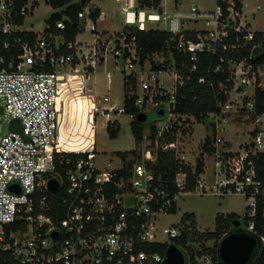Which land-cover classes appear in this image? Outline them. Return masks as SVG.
<instances>
[{
    "label": "built area",
    "instance_id": "1",
    "mask_svg": "<svg viewBox=\"0 0 264 264\" xmlns=\"http://www.w3.org/2000/svg\"><path fill=\"white\" fill-rule=\"evenodd\" d=\"M116 1L122 2L125 15L121 35L97 29L90 16L96 6L87 7L90 0L78 13L83 28L92 23L93 42L88 44L66 42L47 30L48 23L40 31L22 28L38 0H0V105L4 116L19 119L23 126V133L9 130L0 137V264H163L170 244L183 252L187 264H216L209 249L214 239H199L208 230L200 229L195 217L167 227L159 224L189 194L243 195L248 203L237 217L241 231L254 235L259 248L264 246V27L254 26L246 0H215L209 11L194 3L170 11L168 0L158 6ZM171 1L178 6V0ZM259 10L264 14V0L253 8L252 17ZM147 21L164 27L147 26ZM199 21L205 26H189ZM56 26L64 28V21ZM131 28L178 36L171 46L180 58L169 45L166 53L160 52L161 59L153 60L157 68L151 62L147 79L141 81L156 108L165 111L153 122L155 134L147 127L134 149L107 157L90 143L69 150L61 144L67 136L58 114L60 75L82 72L87 77L108 52L135 68L134 60L140 59L134 37L127 41ZM30 32L34 40L27 38ZM207 57L223 99L202 118L176 113L178 88L195 74L198 82L207 81L201 69ZM162 73L169 74L172 90L161 81ZM128 75L137 79L131 70ZM108 76L110 80V72ZM103 99L109 101L107 95ZM144 102L145 96L138 95L135 105ZM102 110L108 115L124 112V106L105 105ZM196 123L210 131L199 141V151L187 150ZM232 123L240 126L238 133H251L249 140L235 143L227 137ZM160 153L175 155L179 167L172 180L157 177ZM54 180L57 187L51 189Z\"/></svg>",
    "mask_w": 264,
    "mask_h": 264
},
{
    "label": "rangeland",
    "instance_id": "2",
    "mask_svg": "<svg viewBox=\"0 0 264 264\" xmlns=\"http://www.w3.org/2000/svg\"><path fill=\"white\" fill-rule=\"evenodd\" d=\"M263 0H246V11L250 19L257 28L264 27V14L259 10L252 17L253 8L260 4ZM38 5L34 8L33 12L25 17L22 28L28 30L40 31L45 28L47 20L54 12H61L64 8H54L46 0H38ZM178 6L175 7L173 1L168 0V9L186 10L193 3L198 5L203 10H214L215 0H178ZM122 2L116 0H90L89 7L101 6L104 11L103 21L98 28H106L107 31H102L105 35L109 34H122L125 24V15L121 10ZM84 23V22H83ZM138 23V22H137ZM92 23H86L85 28L80 32L76 40L78 42H93ZM147 26L154 28H163V24H156L155 22H146ZM189 26L204 27L205 23L199 21L198 23H189ZM162 55L155 54L152 58L146 59L143 63L139 60H134L135 68L129 69L127 67V60L123 58H115L113 53L108 52L105 60L98 64L96 70L90 74L87 79V87H93V92H87L85 95L67 96L60 104L61 114H70L71 123L67 126L65 136V145L67 148L75 149L83 146L84 143H89L100 152L104 157L110 156L118 151H129L136 147L137 142L132 131L133 118L130 114L125 112L111 111V119L118 120L120 129L116 138H111L107 131L108 118L102 110L105 105H115L117 108L124 106L125 90L124 79L127 72L131 70L137 76L136 92L139 96H145V102L140 105L142 111L148 114L147 124H151L158 118L157 108L150 97L153 95L151 92H144L141 88V81L147 79V71L150 68V63L155 59H161ZM108 72L111 73L109 82ZM161 81L164 83L167 90H172L169 74L162 73L159 75ZM86 91V90H85ZM107 95L109 101H104L103 97ZM2 104V100H0ZM97 106L99 111L96 117V126L93 134H88L87 131L78 129L79 125L82 126L81 120H89L90 112L93 107ZM96 112V111H94ZM75 120V121H73ZM10 119L0 114V137L7 134L9 129ZM63 121V118H62ZM73 121V122H72ZM64 125V124H63ZM147 128V127H146ZM187 142V150L199 151V141L210 131L204 123H196L192 128ZM241 130L237 124L228 125L226 136L231 138L235 143L242 140H249L252 136L251 133L246 131L243 135L238 133ZM193 134V135H192ZM247 200L241 194H232L225 197H217L211 194L198 196L189 194L181 196L176 203V210L170 215L162 216L159 219V224L162 227L177 224L184 214H192L195 217L198 227L202 230H214L216 224V217L220 214L235 213L241 216L246 211ZM221 240L217 242L218 246ZM213 243V241H211ZM218 248V247H217ZM197 264H202L198 262Z\"/></svg>",
    "mask_w": 264,
    "mask_h": 264
},
{
    "label": "trees",
    "instance_id": "3",
    "mask_svg": "<svg viewBox=\"0 0 264 264\" xmlns=\"http://www.w3.org/2000/svg\"><path fill=\"white\" fill-rule=\"evenodd\" d=\"M23 2L25 0H22ZM82 1L85 3L88 0H50V5L54 8H64L61 12H54L47 23L50 25V28L47 30L61 34L64 36L66 42L75 41L77 35L83 31V22L78 17V13L84 10L85 6L82 5ZM144 4L158 6L160 0H142ZM101 15L100 7L96 6L91 11V19L96 25L98 18ZM23 17L19 18V22H22ZM64 21L65 27L59 28L56 26L58 21ZM30 40H34L35 34L28 33L26 35ZM133 41L136 45L137 54L139 56L140 62L143 63L146 59L152 58V55L155 53L165 52L170 45L172 48L173 55L179 59L180 55L171 45L175 43L177 37L175 36L172 39V35L165 30L160 29H149L141 30L139 28H131V33L127 36V41ZM66 51L67 48L64 47ZM210 57H207L206 61L204 60L201 64V69L204 70V76L206 77L205 83L198 82V75H194L193 78L187 81L183 86L178 88L176 93V103L174 111L178 114H194L198 118H202L209 111L215 110L217 108V103L220 99H223L220 94H218L217 80L218 76L213 72L212 66L209 69ZM153 63V61H152ZM153 67L157 68V65L153 63ZM85 80L86 74L82 72L72 73L70 77L66 74L60 75V96H68L72 94H83L85 93ZM212 80L215 82L214 86H211L208 81ZM137 79L133 75H128L124 79V112L127 114L133 115L132 121V131L134 133L136 142H139L142 138L144 130L146 127L152 128V134H155V127L153 122L147 124V121L141 123L137 120V114L142 112L141 108L135 105L138 93L136 92ZM166 96H158L156 99H165ZM88 131L93 133L96 120H93L89 123H86ZM120 126L118 120H109L107 124V131L111 138H116L119 132ZM178 164L175 160L174 153H160L158 156V162L155 166L157 177L163 180H172L176 171L178 170ZM176 209H173L175 212ZM238 215L235 213L220 214L216 217V224L214 230H208L199 235V239L208 240L214 239V244L210 249V252L213 254V259L216 264H222L218 258L217 242L221 240L223 234L226 231H229L233 228V220L237 218ZM183 218H188L194 220L192 214H184ZM242 223L240 228L242 229ZM235 230V228L233 229ZM232 230V231H233ZM264 233V232H263ZM203 246L204 243H203ZM166 245L161 246L160 250L164 251ZM159 249V247H155ZM206 249V248H205ZM252 264H264V246L258 249L257 253L253 258Z\"/></svg>",
    "mask_w": 264,
    "mask_h": 264
},
{
    "label": "water",
    "instance_id": "4",
    "mask_svg": "<svg viewBox=\"0 0 264 264\" xmlns=\"http://www.w3.org/2000/svg\"><path fill=\"white\" fill-rule=\"evenodd\" d=\"M85 2L82 1V5ZM0 114L4 115L5 110L3 105H0ZM159 116L165 114L164 108L157 110ZM137 120L144 123L148 120V114L144 111L137 114ZM9 129L15 132L23 133V126L19 119H11L9 121ZM57 182L54 180L50 183V188L55 189ZM16 188L15 185L10 187ZM240 220L235 218L233 220V227L235 230L224 236L218 246V258L222 264H252L253 258L259 249L257 238L247 232L241 231ZM165 260L163 264H187L183 252L175 245L170 244L165 252Z\"/></svg>",
    "mask_w": 264,
    "mask_h": 264
},
{
    "label": "crops",
    "instance_id": "5",
    "mask_svg": "<svg viewBox=\"0 0 264 264\" xmlns=\"http://www.w3.org/2000/svg\"><path fill=\"white\" fill-rule=\"evenodd\" d=\"M100 7V9H101V15H100V17L98 18V20H97V23H96V27H97V29L98 30H100V31H107L108 32V29H106V28H98V26L100 25V23L103 21V18H104V11H103V9H102V7L101 6H99ZM90 77V75L89 76H87L86 77V80H85V85H84V88H85V93H83V94H72V95H68V96H77V97H80V96H83V95H85L87 92H93V90H94V88L93 87H87V79ZM109 82H110V80H109ZM110 100V99H109ZM95 111V106L93 107V110L90 112V115H88V116H90V119L89 120H81V119H79V118H77L78 120H79V122H81L82 123V126H80L79 125V127H78V129H80V127H83L85 130L84 131H87V133L88 134H93V133H91V132H89L88 131V128H87V125H86V123H89V122H91L92 120H93V118L96 120V117H97V113L98 112H94ZM106 114V113H105ZM106 117L108 118V121L109 120H112L111 118V113L109 112L108 113V115L106 114ZM62 118H63V121H62V125H63V129H64V132H67V126H69L70 125V123H71V115L70 114H62ZM73 121H75V120H73ZM72 121V122H73ZM83 131V130H82Z\"/></svg>",
    "mask_w": 264,
    "mask_h": 264
},
{
    "label": "bare ground",
    "instance_id": "6",
    "mask_svg": "<svg viewBox=\"0 0 264 264\" xmlns=\"http://www.w3.org/2000/svg\"><path fill=\"white\" fill-rule=\"evenodd\" d=\"M72 73H78V72H71V73H67L66 75H68V76L70 77V75H71ZM61 75H62V74H61ZM66 97H67V96H65V95L60 96L59 101H58V105H59V113H58V114H59V119H60V123H61L62 133H63L64 136H65V132H64V129H63V125H62V114H61L60 104H61V102L63 101V99L66 98ZM80 130H85V129H84L83 127H80ZM61 144H65V140H64V141L61 140ZM59 145H60V143H59ZM85 146H88V144L84 143L83 146L80 147V148H75V149H70V148H69V150H80L81 148H83V147H85Z\"/></svg>",
    "mask_w": 264,
    "mask_h": 264
},
{
    "label": "flooded vegetation",
    "instance_id": "7",
    "mask_svg": "<svg viewBox=\"0 0 264 264\" xmlns=\"http://www.w3.org/2000/svg\"><path fill=\"white\" fill-rule=\"evenodd\" d=\"M240 226H241V222H240ZM240 226H239V227H240ZM233 229H234V227L230 229V232H231Z\"/></svg>",
    "mask_w": 264,
    "mask_h": 264
}]
</instances>
